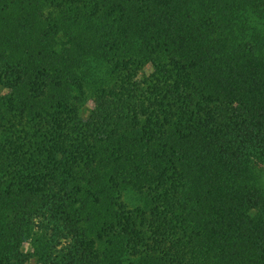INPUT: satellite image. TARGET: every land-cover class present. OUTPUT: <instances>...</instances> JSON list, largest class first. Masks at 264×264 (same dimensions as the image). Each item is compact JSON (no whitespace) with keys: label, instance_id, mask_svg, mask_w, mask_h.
<instances>
[{"label":"trees","instance_id":"trees-1","mask_svg":"<svg viewBox=\"0 0 264 264\" xmlns=\"http://www.w3.org/2000/svg\"><path fill=\"white\" fill-rule=\"evenodd\" d=\"M33 258L264 264V0H0V264Z\"/></svg>","mask_w":264,"mask_h":264},{"label":"rangeland","instance_id":"rangeland-1","mask_svg":"<svg viewBox=\"0 0 264 264\" xmlns=\"http://www.w3.org/2000/svg\"><path fill=\"white\" fill-rule=\"evenodd\" d=\"M151 71H152V68H151L150 66H147V68L145 69V72H146L147 74H151ZM25 245H26V244H25ZM25 245H24V248L27 249V246H25ZM36 260H37V258H33V259L30 261L29 264H34Z\"/></svg>","mask_w":264,"mask_h":264}]
</instances>
